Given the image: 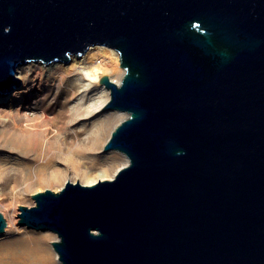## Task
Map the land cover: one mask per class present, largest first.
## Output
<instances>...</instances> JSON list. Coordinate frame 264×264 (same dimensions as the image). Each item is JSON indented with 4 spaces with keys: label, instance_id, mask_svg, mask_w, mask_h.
<instances>
[{
    "label": "water",
    "instance_id": "water-1",
    "mask_svg": "<svg viewBox=\"0 0 264 264\" xmlns=\"http://www.w3.org/2000/svg\"><path fill=\"white\" fill-rule=\"evenodd\" d=\"M95 44L125 69L100 83L128 163L33 193L19 225L61 264H264V0H0V91Z\"/></svg>",
    "mask_w": 264,
    "mask_h": 264
},
{
    "label": "bare ground",
    "instance_id": "bare-ground-1",
    "mask_svg": "<svg viewBox=\"0 0 264 264\" xmlns=\"http://www.w3.org/2000/svg\"><path fill=\"white\" fill-rule=\"evenodd\" d=\"M35 64V62H27L19 65L16 74L21 79V83L11 91H0V107L8 109L14 115L27 116L31 113L32 98L40 94L34 93L32 88L36 85H31L29 79V72L33 74L36 70ZM44 67H47L49 75L53 72L62 77L74 75L77 83L72 91L74 95L71 97L72 100L80 92L93 89L96 91L93 92L86 106L81 103V98L71 105L67 124L32 126L31 133H27L31 128L18 126L16 120L12 129L1 126L3 129L0 137L3 141L19 148L22 153L23 176L25 179H30L35 175L37 181L54 184H61L69 175H78L87 184L113 177L119 167L128 163V158L125 157L122 162L119 155L101 157L99 152L114 127L125 119L128 113L114 110L92 123L85 121L88 115L102 111V107L110 98V89L104 83H100L102 76L107 74L115 82L121 81L125 69L121 65L118 50L106 44H95L82 56L72 55L69 63L56 61ZM41 85L40 82L37 87L41 89ZM61 111L67 113L66 102L61 104ZM44 113L46 114V110ZM81 120L84 122L83 126H76ZM11 130L13 133L10 132ZM65 162L71 163L73 169L70 170ZM61 164L64 167H61ZM47 237L43 233L37 236L34 246L20 249L10 247L4 252L7 257L6 263L61 264L57 251L49 247ZM56 239L58 236L54 240ZM5 244L0 243L2 246Z\"/></svg>",
    "mask_w": 264,
    "mask_h": 264
},
{
    "label": "rangeland",
    "instance_id": "rangeland-1",
    "mask_svg": "<svg viewBox=\"0 0 264 264\" xmlns=\"http://www.w3.org/2000/svg\"><path fill=\"white\" fill-rule=\"evenodd\" d=\"M32 62L36 63L34 66L36 70L33 74L31 71L29 72V79L31 85H36L32 88L34 93L38 92L40 94L38 97L35 95L33 96L32 111L27 116L24 114L14 115L10 113L8 109L0 107V136L1 130L3 129L1 126H6L7 129H12L13 126H15L14 120H16L18 126H27L31 128L27 133L32 132V126H60L62 124H67L70 117L69 111L71 105L81 98V103L86 106L92 98L93 92L96 91V89H93L80 92L75 95L76 98L72 100L71 97L74 96L72 91L75 89L77 83L74 75H65L62 77L54 72L49 75L47 67H44L48 66V64L41 61ZM43 70H45L44 73ZM40 82L42 84L41 89L37 87ZM19 85L20 83L17 84L16 87ZM63 102H66V114L61 111V104ZM44 110H46V114L44 113ZM113 111L114 110L95 112L88 115L85 122L92 123ZM83 123V120H81L76 126H83ZM10 132L13 133L12 130ZM110 135L111 133L109 134V137ZM103 146L99 152L101 157L116 154L121 157L122 162L125 160V157L127 158V156L119 150L113 149L104 151ZM21 162L22 153L20 149L5 143L3 138L0 137V212L4 214V217L7 220L5 231L0 232V243H6L3 246L0 245V264H7V257L4 253L7 249L10 247L20 249L34 246L37 241V236L42 233L48 236L47 243L49 247L54 250L52 241L58 236L56 232L52 230H37L35 228L19 225L18 213L20 205L31 206L35 204V200L32 197L33 193L45 190L46 188L59 190L67 180L74 182L78 180L85 183L78 175L67 176L61 184L37 181L35 175L30 179H25L21 172ZM65 164L69 166L70 170L73 169L71 163L65 162ZM32 166V172L34 174L35 163ZM61 167H64V165L61 164Z\"/></svg>",
    "mask_w": 264,
    "mask_h": 264
}]
</instances>
